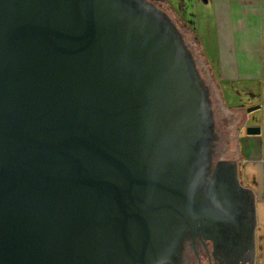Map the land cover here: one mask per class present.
Returning <instances> with one entry per match:
<instances>
[{
	"label": "water",
	"instance_id": "water-1",
	"mask_svg": "<svg viewBox=\"0 0 264 264\" xmlns=\"http://www.w3.org/2000/svg\"><path fill=\"white\" fill-rule=\"evenodd\" d=\"M83 1L0 0V264H97L106 234L96 221L110 188L120 196L104 163L117 159L102 146L171 166L197 108H212L219 152L229 142L176 26L175 41L128 3Z\"/></svg>",
	"mask_w": 264,
	"mask_h": 264
},
{
	"label": "flooded vegetation",
	"instance_id": "flooded-vegetation-1",
	"mask_svg": "<svg viewBox=\"0 0 264 264\" xmlns=\"http://www.w3.org/2000/svg\"><path fill=\"white\" fill-rule=\"evenodd\" d=\"M117 1L151 15L175 41L180 36L154 2ZM196 117L184 153L171 166L130 160L97 143L117 159L103 160L108 179L120 187L119 200L109 187L104 219L96 221L106 234L95 242L97 264H255L253 196L241 184L235 159L219 152L212 108H197ZM133 179H153L175 191Z\"/></svg>",
	"mask_w": 264,
	"mask_h": 264
},
{
	"label": "crops",
	"instance_id": "crops-1",
	"mask_svg": "<svg viewBox=\"0 0 264 264\" xmlns=\"http://www.w3.org/2000/svg\"><path fill=\"white\" fill-rule=\"evenodd\" d=\"M150 1L169 15L176 13L182 25L196 27L203 48L215 50V67L209 64L213 75L226 82L231 106L260 105L244 117L235 161L254 201L255 264H264V0H160L165 6ZM249 125L260 126V132L249 134Z\"/></svg>",
	"mask_w": 264,
	"mask_h": 264
},
{
	"label": "rangeland",
	"instance_id": "rangeland-1",
	"mask_svg": "<svg viewBox=\"0 0 264 264\" xmlns=\"http://www.w3.org/2000/svg\"><path fill=\"white\" fill-rule=\"evenodd\" d=\"M160 1V0H159ZM165 6V2L160 1ZM160 5V4H159ZM166 12V10H164ZM167 13V12H166ZM168 14V13H167ZM175 15H169L172 23L182 32L184 38L190 43L194 53L198 56V63L204 68L209 83L213 86L215 95L218 99V110H219V124L220 127L225 131L228 136L229 142L225 144L222 149L224 157L235 159L236 147L238 143V134L240 133V127L243 125L244 117L255 112L257 109L249 110L250 106L246 108H234L228 103L226 82L221 80L219 76L213 75L212 67L210 62L215 64L214 52L212 49H204L201 42L198 39L197 28L188 27L189 25H182L180 18ZM183 21V20H182ZM190 29V30H189ZM215 67V65H213ZM240 99L245 101V98L239 96ZM252 106V105H251ZM255 117V116H254ZM238 172H240L239 165L237 166Z\"/></svg>",
	"mask_w": 264,
	"mask_h": 264
}]
</instances>
